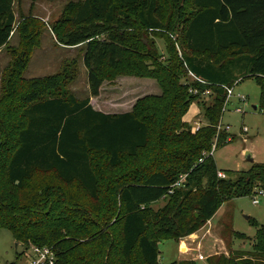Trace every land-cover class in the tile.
I'll return each instance as SVG.
<instances>
[{"label":"trees","instance_id":"trees-1","mask_svg":"<svg viewBox=\"0 0 264 264\" xmlns=\"http://www.w3.org/2000/svg\"><path fill=\"white\" fill-rule=\"evenodd\" d=\"M14 1L0 0V49L15 31ZM42 26L23 19L0 100V228L17 244L51 248L55 264H162V241L179 242L223 204L264 191V163L225 180L210 155L226 87L256 78L264 110V0L66 4L52 32L61 46L86 48L89 97L82 100L67 91L69 67L22 80ZM121 75L150 78L162 95L139 99L127 113L95 110L91 98ZM193 104L207 122L197 132L183 121ZM232 140L222 131L217 148ZM257 228L251 252L207 263L264 264V226Z\"/></svg>","mask_w":264,"mask_h":264},{"label":"rangeland","instance_id":"rangeland-1","mask_svg":"<svg viewBox=\"0 0 264 264\" xmlns=\"http://www.w3.org/2000/svg\"><path fill=\"white\" fill-rule=\"evenodd\" d=\"M38 1L41 3L38 4ZM79 1L81 0H15V31L8 47L0 51V100L5 92L7 72L17 60L13 56V51L21 49L22 38L18 29L25 18H36L44 27L40 29L38 45L32 48L30 63L22 74V80L30 81L56 76L69 67L68 70L74 78L67 87V91L80 100L89 97L88 71L84 64L86 48L61 46L52 32V27L61 18L65 5ZM51 3L54 4L53 8L48 7ZM157 45L160 52L165 55L164 42L157 40ZM234 89L235 95L231 99L227 112L221 117L223 124L230 126L229 134L233 140L226 146H219L214 153L216 166L220 172H223L220 178L225 180H236L238 172L251 170L253 163L246 160L245 151L254 155V163H264V110L261 109V87L256 78H243ZM161 95L162 91L156 81L150 78L121 75L114 80H106L100 95L91 98V102L96 109L101 108L111 113H125L132 111L139 99ZM238 95L246 97L248 101L240 102ZM254 107L258 109L255 110ZM237 108H241L242 112L238 113ZM183 121L190 126H193L194 122L206 125L204 108L193 104ZM244 127L247 128V132L243 131ZM257 191L256 189L255 192ZM255 192L251 196L233 199L223 204L211 222L200 230L201 238L198 241L202 242L203 246L199 250L195 249L193 254L197 257L203 255L206 260H198L197 264H208L209 256L253 250L257 226H264V196H257L259 205H255L253 204ZM163 205L164 201H159L154 204V208L159 209ZM234 232L246 236L247 239L235 238ZM217 238L221 239L223 244ZM216 241L220 244L217 248ZM159 250L162 264L178 262L182 257L178 253V244L174 240L162 241L159 244ZM183 252H186V249ZM27 255H29L28 250L22 244H17L12 233L8 229L0 228V264H28Z\"/></svg>","mask_w":264,"mask_h":264},{"label":"built area","instance_id":"built-area-1","mask_svg":"<svg viewBox=\"0 0 264 264\" xmlns=\"http://www.w3.org/2000/svg\"><path fill=\"white\" fill-rule=\"evenodd\" d=\"M192 77H194V76L192 75ZM194 78L196 79V77H194ZM234 88L235 87H230V88L226 87L225 88L226 89V100H225V104H224L223 109H222V116L221 117H223V114L227 112V108H228V106H229V104L231 102V99L235 95V89ZM191 92L194 95L198 94L197 90H193L192 89ZM206 94L209 95L210 91H207ZM237 98L239 99L240 102H243V103L248 101V99L246 97L241 96V95H238ZM236 111L238 113L242 112L241 108H237ZM202 126H204V124H202L201 122H194V124L192 126V129L195 132H197L199 129H201ZM230 129H231L230 126L229 125H224L223 122H222V119H221L219 125L217 126V136L215 138V141H214L212 150L210 152V155L213 156L215 151H216V149H217L218 139H219L220 133L222 131H226V132L229 133ZM243 131L247 132V128L244 127ZM219 176L222 177L223 173H219ZM184 179L185 178H182V181ZM181 184L182 183L179 182L176 186L180 187V186H182ZM257 196H264V191L263 190H258L257 193L254 195L253 204H255V205H259V200L257 199ZM27 257L29 259V264H55V260H56L54 251L51 248H46V247L45 248H40V247L33 246L30 249L29 255H27ZM198 259L201 260V261L206 260V258L203 255H199Z\"/></svg>","mask_w":264,"mask_h":264},{"label":"crops","instance_id":"crops-1","mask_svg":"<svg viewBox=\"0 0 264 264\" xmlns=\"http://www.w3.org/2000/svg\"><path fill=\"white\" fill-rule=\"evenodd\" d=\"M38 4H40L41 2L40 1H38L37 2ZM44 4V6L46 5L45 4V2L43 3ZM53 3H51V6H48V7H51V8H53ZM15 6H16V2L14 1V12H15ZM23 8V7H22ZM48 13H49V11H48ZM15 16H16V13H15ZM45 18L47 19L48 18V15L46 14V16H45ZM2 49H0V51H1ZM91 105L93 106V104H92V102H91ZM94 108V107H93ZM95 110H97V111H100V112H103V113H105V114H122V113H111V112H106V111H104L103 109H101V108H94ZM125 113H127V112H125ZM193 115V114H192ZM191 115V116H192ZM189 116V115H188ZM190 116V117H191ZM192 118V117H191ZM246 152L247 151H245L244 153L246 154ZM252 156H253V158H254V155L252 154ZM219 212V211H218ZM218 212H217V214H218ZM209 222H211V221H209ZM214 232L216 231V229L214 230V229H212ZM199 232L200 231H198L197 233H195V234H193V235H191V236H189V237H187V238H184V239H182V240H180L179 242H176L177 244H178V253L180 254V255H182V257H181V259H180V261H183V260H191V259H194L196 262H198V257H197V255H195V254H193L194 252H195V249H197V250H199L202 246H203V243L202 242H199L198 240L201 238L200 236H199ZM218 239V238H217ZM216 239V240H217ZM219 240V239H218ZM220 241V243H222L223 244V242H222V240L220 239L219 240ZM217 245H220V244H218V242L216 241V248H217ZM195 247H197V248H195ZM209 247H211L212 248V246H209ZM213 247H215V246H213ZM219 247V246H218ZM184 249H186V252H183L184 251ZM199 256V255H198ZM191 258V259H190ZM179 262V261H178Z\"/></svg>","mask_w":264,"mask_h":264},{"label":"water","instance_id":"water-1","mask_svg":"<svg viewBox=\"0 0 264 264\" xmlns=\"http://www.w3.org/2000/svg\"><path fill=\"white\" fill-rule=\"evenodd\" d=\"M254 109L257 110L258 107H254ZM245 155H246V160H248L251 163H254V158L251 152L247 151Z\"/></svg>","mask_w":264,"mask_h":264}]
</instances>
